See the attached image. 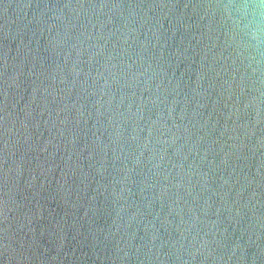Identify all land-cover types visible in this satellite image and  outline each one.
I'll list each match as a JSON object with an SVG mask.
<instances>
[{
	"label": "water",
	"instance_id": "1",
	"mask_svg": "<svg viewBox=\"0 0 264 264\" xmlns=\"http://www.w3.org/2000/svg\"><path fill=\"white\" fill-rule=\"evenodd\" d=\"M0 264H264V0H0Z\"/></svg>",
	"mask_w": 264,
	"mask_h": 264
}]
</instances>
